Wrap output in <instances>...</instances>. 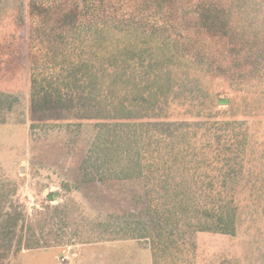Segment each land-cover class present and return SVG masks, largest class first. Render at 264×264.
Returning a JSON list of instances; mask_svg holds the SVG:
<instances>
[{
    "label": "rangeland",
    "instance_id": "obj_1",
    "mask_svg": "<svg viewBox=\"0 0 264 264\" xmlns=\"http://www.w3.org/2000/svg\"><path fill=\"white\" fill-rule=\"evenodd\" d=\"M243 7L251 42L264 33V0H245ZM28 12V0H0V264H264V205L252 204L248 188L237 193L242 216L235 235L199 232L193 253L177 240L141 236L140 224L151 225L143 181L120 179L144 122L170 129L173 122L200 123L205 113L216 121L248 119L237 129L247 128L258 143L254 154H243L258 156L264 149V52L256 64L233 57L222 64L212 55L215 45L204 41L202 60L179 56L153 64L151 72L146 52L125 69L105 70L102 96L112 82L114 99L106 95L99 105L77 89L79 79H57L53 69L32 72L31 62L40 63L56 44ZM199 39L194 35V53ZM182 46L183 54L191 50L186 41ZM161 71L172 78L169 97L155 82ZM135 76L141 88L130 82ZM216 95L232 101L213 106ZM104 140L111 153L102 149Z\"/></svg>",
    "mask_w": 264,
    "mask_h": 264
},
{
    "label": "trees",
    "instance_id": "obj_2",
    "mask_svg": "<svg viewBox=\"0 0 264 264\" xmlns=\"http://www.w3.org/2000/svg\"><path fill=\"white\" fill-rule=\"evenodd\" d=\"M244 5L245 0H28L29 19L31 22L38 19L36 25H46L43 29L56 44L53 51L42 56L40 63L31 62L32 72L38 68L40 73L53 69L57 71V79H79L77 89L86 92L87 101L100 105L106 95L114 99L112 88L116 86L107 82V93L102 96L100 83L107 74L105 70L125 69L133 58L139 59L146 52L152 60L146 65L149 72L153 64H166L179 56L202 60L204 41L215 45L212 55L222 57V64H227L230 57L256 64L262 62L264 33L249 42L246 21H242ZM197 34L203 40H198L200 49L194 53L193 40ZM185 41L191 50L183 54ZM154 78L161 93L169 97L172 78L167 72ZM134 79L130 82L141 88L140 80L136 76ZM47 82L55 84L49 76ZM135 91L131 87V93L139 95ZM200 94L208 99L207 93ZM198 95V92L191 95V100ZM147 97L156 95L150 93ZM231 101L228 95H216L213 106L229 105ZM232 108L233 104L229 110ZM226 111L222 109L220 113ZM245 121L248 119L216 121L205 113L200 123L173 122L176 126L170 129L147 122L138 125L145 127L135 132L129 144L126 169H120L124 174L120 179L138 177L143 181L144 198L148 200L144 214L151 225L139 223L141 236L151 234L157 239L177 240L180 248L194 253L195 245L191 244L199 232L235 235L242 216L237 199L241 188H248L255 198L251 199L253 205L261 202L264 205V149L256 157L246 158L243 154L245 151L254 154L258 143L247 128L237 129ZM105 143L102 149L111 153L112 146L107 145L108 141ZM263 143L261 139L260 144ZM262 211L264 214V207ZM0 230H4L2 224Z\"/></svg>",
    "mask_w": 264,
    "mask_h": 264
}]
</instances>
